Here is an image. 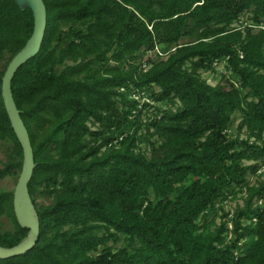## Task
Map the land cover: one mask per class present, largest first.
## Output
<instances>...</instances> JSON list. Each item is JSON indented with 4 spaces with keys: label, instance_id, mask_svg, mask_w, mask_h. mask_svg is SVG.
<instances>
[{
    "label": "trees",
    "instance_id": "obj_1",
    "mask_svg": "<svg viewBox=\"0 0 264 264\" xmlns=\"http://www.w3.org/2000/svg\"><path fill=\"white\" fill-rule=\"evenodd\" d=\"M43 2L41 46L11 80L39 237L0 264H264V0ZM244 13L252 23L232 26ZM32 31L29 6L0 0V140L12 142L0 178L23 159L2 76ZM155 48L157 60L144 58ZM222 61L215 84L202 78ZM150 101L167 107L143 120ZM236 111L244 138L228 133ZM237 193L243 204L222 214L231 227L211 228L216 204ZM0 214L13 223L0 246L11 247L28 232L13 190H0Z\"/></svg>",
    "mask_w": 264,
    "mask_h": 264
},
{
    "label": "water",
    "instance_id": "obj_2",
    "mask_svg": "<svg viewBox=\"0 0 264 264\" xmlns=\"http://www.w3.org/2000/svg\"><path fill=\"white\" fill-rule=\"evenodd\" d=\"M23 7L29 6L33 12V31L24 46L13 55L8 62L1 83V96L9 117L11 126L22 148V166L13 190V211L18 224L28 229L26 236L11 247L0 246V258H8L23 254L30 250L39 237V220L37 211L28 191V182L31 179L34 159L28 131L20 117L11 89V80L18 67L34 56L42 43L46 28V7L43 0H15Z\"/></svg>",
    "mask_w": 264,
    "mask_h": 264
},
{
    "label": "rangeland",
    "instance_id": "obj_3",
    "mask_svg": "<svg viewBox=\"0 0 264 264\" xmlns=\"http://www.w3.org/2000/svg\"><path fill=\"white\" fill-rule=\"evenodd\" d=\"M250 23H252L250 19V15L244 13L240 15L237 21L233 22L232 26L243 28ZM187 40H190V38L185 37L181 39L182 42L187 41ZM6 57H8V55H6ZM144 58H150L151 60H157V53L156 51H153V50L147 51L144 54ZM110 62L111 64H114L113 61H110ZM4 64H5V61L3 60L1 61L0 66H3ZM120 67L126 69L127 65L125 63H122ZM59 68L60 67H57V70ZM226 71H227L226 63L222 61L215 65V69L213 71H205V70L201 71V76L202 78H205L209 83L215 84L221 78V74ZM155 89H157V87H155ZM136 98H137V95H136ZM144 101H146V99L144 97L141 98L140 102H144ZM150 103H151V106L148 108H145L147 109V112H143L144 113L142 115L143 120H146L148 118L147 115L152 116V113L155 114L156 111L159 112L167 107V104L160 103V102L150 101ZM139 105H141V103ZM240 120H241L240 113L236 111L233 114V122H232L231 128H229L228 130V133L233 134V135L239 134L240 138H244L248 135V129L244 126L241 128V131L238 132V125H239ZM151 140L153 141L154 146L158 145V141L156 138L153 137ZM141 147L144 150H146L147 153L150 152L151 145L149 143H142ZM11 150H12V142L10 140H0V166H2L3 163L6 162L8 155L11 153ZM18 175L19 173L16 175H8V176H4L0 178V190H14L15 184L18 179ZM248 176L252 182L258 177V175H251V174ZM260 176L262 177L264 176V171L261 172ZM243 197L244 195H242L241 193H237L235 196L228 198L227 200L222 202V209L219 208L220 204L217 203L216 207L218 208L216 210V213L212 212L209 215V218H214V221L210 225L211 228H214L216 225H218L222 221H226L227 226L230 228L231 227L230 221L227 220V218L224 217L222 214L223 212H228V211L232 212L235 210L236 207L241 206L243 204ZM36 201L39 204H48L51 202V198L48 196L37 195ZM227 217H230V215L228 214ZM0 229L3 231L13 229L12 221L5 214H0ZM109 245H112L113 247L122 246L123 241L120 240L119 242L115 244L110 241Z\"/></svg>",
    "mask_w": 264,
    "mask_h": 264
},
{
    "label": "built area",
    "instance_id": "obj_4",
    "mask_svg": "<svg viewBox=\"0 0 264 264\" xmlns=\"http://www.w3.org/2000/svg\"><path fill=\"white\" fill-rule=\"evenodd\" d=\"M153 51H156V53H157L158 55H162L161 53L158 52V49H157V48H155ZM144 66L146 67L145 64L143 65V67H144ZM261 169L264 170V167H262Z\"/></svg>",
    "mask_w": 264,
    "mask_h": 264
}]
</instances>
